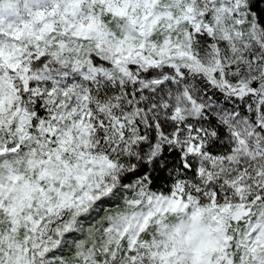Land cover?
<instances>
[{"label":"snow or ice","instance_id":"snow-or-ice-1","mask_svg":"<svg viewBox=\"0 0 264 264\" xmlns=\"http://www.w3.org/2000/svg\"><path fill=\"white\" fill-rule=\"evenodd\" d=\"M0 264H264V0H0Z\"/></svg>","mask_w":264,"mask_h":264}]
</instances>
